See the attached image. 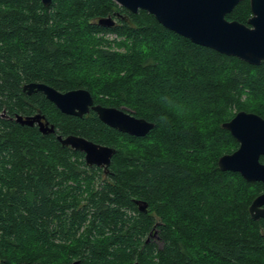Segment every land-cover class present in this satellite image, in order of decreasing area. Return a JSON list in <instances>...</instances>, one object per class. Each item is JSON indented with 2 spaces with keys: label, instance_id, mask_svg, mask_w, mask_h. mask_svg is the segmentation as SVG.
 Returning a JSON list of instances; mask_svg holds the SVG:
<instances>
[{
  "label": "trees",
  "instance_id": "16d2710c",
  "mask_svg": "<svg viewBox=\"0 0 264 264\" xmlns=\"http://www.w3.org/2000/svg\"><path fill=\"white\" fill-rule=\"evenodd\" d=\"M109 17L114 27L99 24ZM251 17L250 0L226 16ZM29 83L88 90L155 128L136 138L93 111L63 114L24 93ZM239 112L264 119V63L196 45L113 0H0V264H264V219L250 214L264 183L218 165L239 148L223 128ZM38 113L56 134L15 121ZM58 135L114 148L109 170Z\"/></svg>",
  "mask_w": 264,
  "mask_h": 264
},
{
  "label": "water",
  "instance_id": "95a60500",
  "mask_svg": "<svg viewBox=\"0 0 264 264\" xmlns=\"http://www.w3.org/2000/svg\"><path fill=\"white\" fill-rule=\"evenodd\" d=\"M50 6L53 0H40ZM133 14L140 10L153 15L166 29L190 40L196 45L209 48L228 57H236L252 66L264 63V0H250L252 17L247 24L229 21L226 16L244 0H113ZM99 24L106 28L116 21L105 18ZM28 96L43 93L63 114L83 118L91 111L108 127L136 138H144L155 128V124L137 118L124 109L96 105L88 90L80 89L62 93L44 83H29L23 87ZM15 121L22 126L35 127L43 135L56 134V127L45 116L17 115ZM223 128L239 143L232 154L220 158L222 172L240 174L247 182L264 183V119L254 113L239 112ZM63 147H69L85 155L90 167L108 171L116 154L114 148L96 144L80 136H57ZM141 212H146V203L137 201ZM255 221L264 219V193L250 206ZM75 261L73 264H80ZM134 264H139L138 262Z\"/></svg>",
  "mask_w": 264,
  "mask_h": 264
},
{
  "label": "rangeland",
  "instance_id": "374dc122",
  "mask_svg": "<svg viewBox=\"0 0 264 264\" xmlns=\"http://www.w3.org/2000/svg\"><path fill=\"white\" fill-rule=\"evenodd\" d=\"M100 36H102L103 38L109 40L114 45H115V43L121 41V39L115 34H104V35L100 34ZM100 183H101V179H98L97 180V186L98 187L100 186ZM153 240L158 242V245L161 246V243L158 241L157 235H154Z\"/></svg>",
  "mask_w": 264,
  "mask_h": 264
},
{
  "label": "flooded vegetation",
  "instance_id": "af4514ba",
  "mask_svg": "<svg viewBox=\"0 0 264 264\" xmlns=\"http://www.w3.org/2000/svg\"><path fill=\"white\" fill-rule=\"evenodd\" d=\"M102 169V168H101ZM104 170V169H103ZM105 171V170H104ZM107 172V171H106Z\"/></svg>",
  "mask_w": 264,
  "mask_h": 264
}]
</instances>
